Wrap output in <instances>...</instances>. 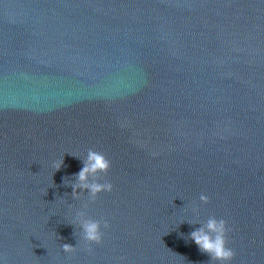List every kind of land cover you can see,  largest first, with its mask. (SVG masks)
Returning a JSON list of instances; mask_svg holds the SVG:
<instances>
[{"label": "water", "instance_id": "95a60500", "mask_svg": "<svg viewBox=\"0 0 264 264\" xmlns=\"http://www.w3.org/2000/svg\"><path fill=\"white\" fill-rule=\"evenodd\" d=\"M81 212L109 225L91 252ZM210 217L264 264V0H0L3 264H213L188 239Z\"/></svg>", "mask_w": 264, "mask_h": 264}, {"label": "clouds", "instance_id": "9594fccd", "mask_svg": "<svg viewBox=\"0 0 264 264\" xmlns=\"http://www.w3.org/2000/svg\"><path fill=\"white\" fill-rule=\"evenodd\" d=\"M82 167L75 174V183L71 184L72 198L80 199L82 194H87L89 202H95L101 193H110L113 186L109 182H100L111 167L110 161L101 152L89 150L86 156L81 159ZM63 163V159L55 161L52 167L58 171ZM201 204H207L208 197L201 195L199 197ZM196 209H193V213ZM78 226L80 241L83 242L86 249L91 252V245H99L102 242V231L108 229L107 222L88 218L83 212L78 213L71 222ZM227 227L223 219L217 220L210 217L206 223L189 234L190 239L201 253H205L213 264H231L234 258V252L227 246ZM62 251L65 254H72L76 251V246L69 244L62 245ZM0 264H3L0 259Z\"/></svg>", "mask_w": 264, "mask_h": 264}]
</instances>
